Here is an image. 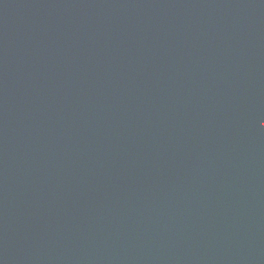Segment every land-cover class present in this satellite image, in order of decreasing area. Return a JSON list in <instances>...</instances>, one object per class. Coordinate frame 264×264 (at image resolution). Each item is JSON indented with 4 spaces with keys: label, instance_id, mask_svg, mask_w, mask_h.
I'll return each mask as SVG.
<instances>
[{
    "label": "water",
    "instance_id": "95a60500",
    "mask_svg": "<svg viewBox=\"0 0 264 264\" xmlns=\"http://www.w3.org/2000/svg\"><path fill=\"white\" fill-rule=\"evenodd\" d=\"M0 264H264V0H0Z\"/></svg>",
    "mask_w": 264,
    "mask_h": 264
}]
</instances>
